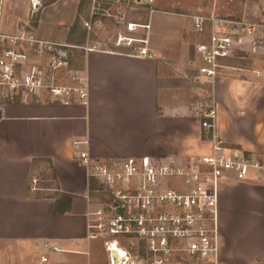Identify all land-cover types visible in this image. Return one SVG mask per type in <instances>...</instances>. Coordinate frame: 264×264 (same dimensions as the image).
<instances>
[{
  "label": "crops",
  "instance_id": "obj_1",
  "mask_svg": "<svg viewBox=\"0 0 264 264\" xmlns=\"http://www.w3.org/2000/svg\"><path fill=\"white\" fill-rule=\"evenodd\" d=\"M80 1L48 0L33 28L37 37L66 45ZM4 3L26 8V0ZM25 11L21 18L9 14L7 21L0 15V29L8 33L11 26L13 34L17 23L27 26ZM153 38L150 32L152 58L87 50L80 71L84 103L64 105L40 94L27 102L0 104V264H49L62 254L84 253V247L89 256L92 202L78 153L99 160L195 158L210 155L219 142L264 156V83L221 76L210 100L198 99L190 75L200 64L194 48L200 37L182 22L173 45ZM211 109L212 136L202 139V115ZM36 159L51 162L60 197L71 200L69 213H54L51 199L28 196ZM218 205V264H264V177L249 173L242 182L221 181Z\"/></svg>",
  "mask_w": 264,
  "mask_h": 264
},
{
  "label": "built area",
  "instance_id": "obj_2",
  "mask_svg": "<svg viewBox=\"0 0 264 264\" xmlns=\"http://www.w3.org/2000/svg\"><path fill=\"white\" fill-rule=\"evenodd\" d=\"M144 2L151 4L153 0ZM191 19L192 30L203 37L194 47L200 60L195 71L198 79L214 84L224 70L235 69L229 64L240 55L264 51L263 26L213 16ZM148 28L135 24L126 27L130 34ZM0 43L13 47L0 53V104L27 102L40 94L64 105L84 103L86 88L78 77L80 72L71 78L74 87L55 84V71L68 67L62 52L67 45L45 42L27 30H18L9 38L0 35ZM134 43L138 45L130 50ZM115 45L129 49L126 54L132 57L154 56L147 38L120 36ZM25 46L50 53L48 68L20 70L29 59ZM202 117L201 127L213 130L214 110ZM76 159L88 178L97 179L105 191L87 213L86 238L101 244L106 264H218L220 182H242L249 173L264 177V156H252L219 142L210 155L195 158L99 160L78 153ZM37 181L33 178L32 185ZM44 248L57 251L51 244H44ZM46 260L41 258V262Z\"/></svg>",
  "mask_w": 264,
  "mask_h": 264
},
{
  "label": "rangeland",
  "instance_id": "obj_3",
  "mask_svg": "<svg viewBox=\"0 0 264 264\" xmlns=\"http://www.w3.org/2000/svg\"><path fill=\"white\" fill-rule=\"evenodd\" d=\"M21 1L23 0H17V2ZM47 1L26 0V8L23 10L20 7L21 5L17 4L10 9L9 6L5 5L4 0H0V15L4 14L6 21L9 19L7 17L9 14L18 13L20 15L19 18H21L25 10L29 21L27 26L20 22L17 23V31L14 30L13 34L9 33L11 26L10 28L8 27L9 34L0 29V35L9 38L16 35L18 30H27L37 37L33 28L37 26L41 9ZM78 16L80 19V30L82 32L85 31L86 36L82 47L69 46V48L62 50L65 54L64 59L67 62H78L81 59V52L84 54L87 50L93 49L130 52L126 47L115 45L120 36L133 39H149L150 32H152L156 43L159 44L162 41L173 45L177 40L179 25L182 22H184L186 30H192L191 18L193 16L204 18L213 16L220 19L242 20L246 23L264 27V0H153L151 4H146L144 0H83ZM128 24L149 26V28L147 30L137 29V33L130 34L126 29ZM199 37L200 41H202L203 37ZM261 38H264L263 33H261ZM136 45L138 44L134 43L130 50ZM6 48L13 47L7 44L1 45L0 43V53ZM24 49L29 52V59L20 70L28 71L33 66H38L42 69L48 68L51 58L50 53L46 51L41 53L35 52L36 49L29 46H25ZM229 65L235 69L224 70L221 76H232L245 81L256 79L264 83L263 50L259 49L256 53H244ZM80 71V69L70 70L68 67L67 69L59 67L54 74L55 84L57 86H76V83L71 78ZM190 76V84L199 91L196 98L199 99L207 96L206 99L210 100L214 84H201L200 80L196 78L195 72ZM43 95L45 98H49L46 94ZM202 109H206L204 105ZM33 175L42 181L43 176L49 177L50 171L46 165H41L34 171ZM46 182L49 183V179ZM94 201L92 198V204ZM80 249L84 253L62 254L60 261H51L49 264H106L105 254L99 242H93L90 245L89 256L85 254V247Z\"/></svg>",
  "mask_w": 264,
  "mask_h": 264
},
{
  "label": "trees",
  "instance_id": "obj_4",
  "mask_svg": "<svg viewBox=\"0 0 264 264\" xmlns=\"http://www.w3.org/2000/svg\"><path fill=\"white\" fill-rule=\"evenodd\" d=\"M83 0L79 3V9L82 5ZM86 36V32H82L80 30V19L79 16H76L74 19L73 24L69 28L68 36L66 40V45L68 47H62L63 49L69 48V46H76V47H82L84 44V39ZM82 55L80 61L68 62V68L70 70H82L83 68V58L84 54L81 52ZM205 130V129H204ZM206 133L202 135V139L210 138L212 136V131L205 130ZM39 165H46L48 167V170L50 171L49 177L43 176L42 181L40 179L37 181L35 186L32 185V174L34 171L37 170ZM49 179V183L46 182ZM88 193L90 196V199L93 198V200H97L98 198H102L105 195L104 188L102 184L95 178L89 177L88 178ZM28 196L34 197V198H47L51 199L53 201V211L56 214L64 215L69 213L71 208V200L69 198L60 197L59 195V187L56 180V176L54 174V171L52 169L51 162L49 160H43V159H36L32 160L31 162V174H30V183H29V190H28Z\"/></svg>",
  "mask_w": 264,
  "mask_h": 264
}]
</instances>
